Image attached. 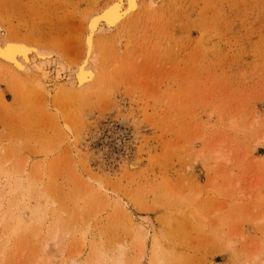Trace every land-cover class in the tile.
Listing matches in <instances>:
<instances>
[{"label":"rangeland","instance_id":"1","mask_svg":"<svg viewBox=\"0 0 264 264\" xmlns=\"http://www.w3.org/2000/svg\"><path fill=\"white\" fill-rule=\"evenodd\" d=\"M109 1L0 0V26L74 63ZM141 3L85 91L56 55L0 70V264H264V0Z\"/></svg>","mask_w":264,"mask_h":264},{"label":"bare ground","instance_id":"2","mask_svg":"<svg viewBox=\"0 0 264 264\" xmlns=\"http://www.w3.org/2000/svg\"><path fill=\"white\" fill-rule=\"evenodd\" d=\"M142 1L143 0H110L104 6H102V7L100 6L101 8L99 10H97V11L92 10L93 11L92 13L90 11V13L87 15V17L85 19L84 26H83L84 31H83V35H82L83 37H81V39L83 38L82 45H81V49H82L81 54H80V57H78V59H76L74 61V63L73 62L70 63V61L66 62L65 59H63V56H61V54L60 55L56 54L54 51L53 52H51V51L47 52L45 50H41V49L37 48L38 46L36 47V46L30 45L26 41L17 39L15 37H14L15 39L13 37L7 38L5 36V31L0 26V70L2 72L3 71L6 72L8 74L16 75V76H18V78L23 77V76L27 77V75H29L31 71H39V69L42 65H44L46 62H48V60L53 55L54 56L56 55L59 57L58 59L61 60V66L62 67L65 66L69 69L68 79H67V83H66L67 87L69 89H71L72 91H74L75 93L77 92V94H78V92H80L83 89L85 91V89L87 90V88L90 87V85L94 81L100 64H101V66L106 64V63H104L105 57L102 56L100 51H98L99 49L98 50L96 49V36L101 32H108L110 30L112 31V29L116 28L118 26V24H120L123 20L125 21V19H127L129 16H131V14H133L134 12H136L139 9V7L142 4L141 3ZM145 2H148V0H145ZM97 38L99 39V37H97ZM106 47H108V45ZM110 49L111 48H109V50ZM120 49H121V47H120ZM109 50H106V51L104 50L105 51L104 55H106V52L108 55ZM62 52H64V51H62ZM109 55H108V57H109ZM66 57H68V56H66ZM110 63H111V61H110ZM106 65H108V63ZM111 66H112V63H111ZM44 67H45V65H44ZM109 68H110V66H109ZM1 74H3V73H1ZM5 76H7V75H5ZM14 78H16V77H14ZM27 78H25V79H27ZM98 78H100V77L97 76V80H98ZM20 80H23V78L22 79L20 78ZM15 81H16V79H15ZM30 81H31V79H30ZM93 86H94V83H93ZM64 89H65V87H64ZM36 217H38V216H36ZM16 224H18V222H16ZM23 224H24V222H21L20 226H18L17 229H20V227ZM4 234L9 235L8 227L4 228Z\"/></svg>","mask_w":264,"mask_h":264}]
</instances>
